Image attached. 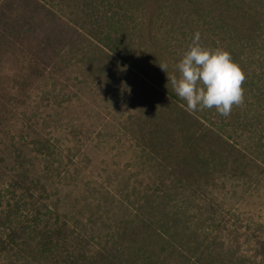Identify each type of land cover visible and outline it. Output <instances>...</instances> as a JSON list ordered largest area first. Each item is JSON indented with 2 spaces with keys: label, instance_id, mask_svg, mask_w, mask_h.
Instances as JSON below:
<instances>
[{
  "label": "trees",
  "instance_id": "16d2710c",
  "mask_svg": "<svg viewBox=\"0 0 264 264\" xmlns=\"http://www.w3.org/2000/svg\"><path fill=\"white\" fill-rule=\"evenodd\" d=\"M172 1L197 25L177 39L162 34ZM197 31L246 74L228 117L186 111L168 81ZM94 83L130 100L124 131L149 178L130 205L96 190L77 209L66 192L84 144L75 130L61 140L52 111ZM253 197L264 199V0H0V264H264V230L248 226L242 246L222 236L224 213Z\"/></svg>",
  "mask_w": 264,
  "mask_h": 264
},
{
  "label": "rangeland",
  "instance_id": "374dc122",
  "mask_svg": "<svg viewBox=\"0 0 264 264\" xmlns=\"http://www.w3.org/2000/svg\"><path fill=\"white\" fill-rule=\"evenodd\" d=\"M187 12L192 13V8L187 9L172 1L167 8V14L169 21L174 18V23L169 22L162 29V34L167 37L168 33H172L173 38L177 39L182 36L184 30L196 29V24L192 27L185 26L187 23L181 16ZM193 19L195 21L191 22L195 23L197 15L193 14ZM178 46V50L182 52L181 44ZM74 89L80 90V100L67 105L59 114L53 110L54 122L51 123L61 127L59 136L62 141L67 142V136L70 140L73 139L71 132L75 130L78 140L84 144L83 151L76 160L77 165L72 168V173L68 174L73 175V178L66 180V192L71 194L70 202L77 206V209H81L84 199H92L96 190H100L105 194L102 198L103 205L109 202L119 207L123 202L130 205L135 198L133 186L136 185L141 190H146L149 186L147 176L137 175L147 173L138 168L133 143L124 131L125 120L130 116V100L119 98V95L114 97L111 87L106 86L104 89L96 83L80 84ZM66 94L72 95L71 92ZM127 192H131L128 200ZM239 208L236 213L226 211L224 220L221 221L226 247L236 241L242 246L247 239L248 226L259 229L260 232L264 230V226H259L261 222L264 223V199H246ZM243 250H246L245 246ZM251 253L253 251L249 249L247 255Z\"/></svg>",
  "mask_w": 264,
  "mask_h": 264
},
{
  "label": "clouds",
  "instance_id": "9594fccd",
  "mask_svg": "<svg viewBox=\"0 0 264 264\" xmlns=\"http://www.w3.org/2000/svg\"><path fill=\"white\" fill-rule=\"evenodd\" d=\"M197 31L188 50L176 64L178 75H167L175 94L186 102V111L213 109L223 117L245 102L246 74L230 52L209 49L200 43ZM167 73V64H159ZM183 106V105H182Z\"/></svg>",
  "mask_w": 264,
  "mask_h": 264
}]
</instances>
